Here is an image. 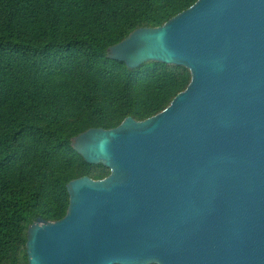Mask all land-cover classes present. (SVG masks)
Wrapping results in <instances>:
<instances>
[{
    "label": "water",
    "instance_id": "water-1",
    "mask_svg": "<svg viewBox=\"0 0 264 264\" xmlns=\"http://www.w3.org/2000/svg\"><path fill=\"white\" fill-rule=\"evenodd\" d=\"M191 79L158 114L71 140L101 180L67 183L57 221L27 229V264H264V0H197L107 49Z\"/></svg>",
    "mask_w": 264,
    "mask_h": 264
},
{
    "label": "trees",
    "instance_id": "trees-1",
    "mask_svg": "<svg viewBox=\"0 0 264 264\" xmlns=\"http://www.w3.org/2000/svg\"><path fill=\"white\" fill-rule=\"evenodd\" d=\"M197 0H0V264H27V229L62 219L66 185L106 178L71 147L91 128L144 121L185 90L187 68L129 69L107 49Z\"/></svg>",
    "mask_w": 264,
    "mask_h": 264
}]
</instances>
